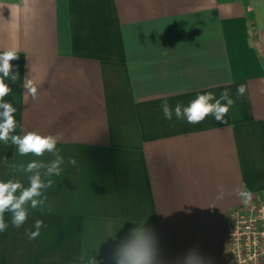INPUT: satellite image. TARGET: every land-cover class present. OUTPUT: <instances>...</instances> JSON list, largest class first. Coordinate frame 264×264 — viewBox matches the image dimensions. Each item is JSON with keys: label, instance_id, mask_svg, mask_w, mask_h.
<instances>
[{"label": "crops", "instance_id": "crops-1", "mask_svg": "<svg viewBox=\"0 0 264 264\" xmlns=\"http://www.w3.org/2000/svg\"><path fill=\"white\" fill-rule=\"evenodd\" d=\"M9 48L13 134H62L64 163L42 175L53 185L22 227L5 213L0 264H114L136 224L154 231L161 264L193 250L227 264L230 213L246 204L235 190L264 198V0H0V52ZM30 72L36 100L24 97ZM225 90L227 124L164 117L165 101L174 110ZM34 159L53 157L0 141V180L28 186L20 166Z\"/></svg>", "mask_w": 264, "mask_h": 264}, {"label": "clouds", "instance_id": "clouds-1", "mask_svg": "<svg viewBox=\"0 0 264 264\" xmlns=\"http://www.w3.org/2000/svg\"><path fill=\"white\" fill-rule=\"evenodd\" d=\"M19 59L15 49H6L0 52V141L6 145H14L19 155L27 156L31 154L35 157H42L45 153H50L53 159L44 163L40 160H32L27 165H21L22 171L29 174L28 186L18 180H0V232L6 231L8 225L5 222V213L11 214L12 225L19 229L28 220V206L32 209L42 207L47 197L44 192L51 188L53 181L42 179L44 177L59 176L64 157L57 150V144L62 134L42 135L37 131H29L23 135L13 134L17 128V121L14 113L17 111L11 102L5 101V97L11 92L10 86L5 83V79L13 84L20 77L19 72H13L12 61ZM32 72V66H31ZM31 72L24 78L23 89L24 97H31L33 100L39 98L38 86L35 79L31 78ZM246 86L241 84L237 88V94L243 96ZM235 101L231 98L227 90L223 91L219 98L215 94L208 92L198 95L191 100L187 106L177 103L173 108L165 101L162 105L164 117L171 121L173 114L177 120L186 121L188 124H199L208 116H213L218 123L227 124L225 116L233 106ZM5 163L7 157H4ZM75 165L74 158L69 161ZM43 170V173L42 171ZM231 194V193H229ZM235 194L247 203L250 194L246 191L236 189ZM225 190L223 186L219 189L218 198H223ZM138 226L129 230L128 235L116 243L112 253L114 264H161L157 239L154 231L146 227V224H136ZM44 226L42 220L34 222V229L26 231L29 240H35L40 236V230ZM92 264H96L95 258ZM183 264H210L197 250L189 251L183 257Z\"/></svg>", "mask_w": 264, "mask_h": 264}, {"label": "built area", "instance_id": "built-area-1", "mask_svg": "<svg viewBox=\"0 0 264 264\" xmlns=\"http://www.w3.org/2000/svg\"><path fill=\"white\" fill-rule=\"evenodd\" d=\"M226 263L264 264V198H256L231 211Z\"/></svg>", "mask_w": 264, "mask_h": 264}]
</instances>
